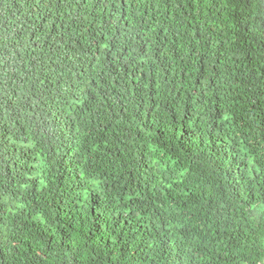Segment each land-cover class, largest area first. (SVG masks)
Instances as JSON below:
<instances>
[{"label": "trees", "instance_id": "trees-1", "mask_svg": "<svg viewBox=\"0 0 264 264\" xmlns=\"http://www.w3.org/2000/svg\"><path fill=\"white\" fill-rule=\"evenodd\" d=\"M0 264H264V0H0Z\"/></svg>", "mask_w": 264, "mask_h": 264}]
</instances>
